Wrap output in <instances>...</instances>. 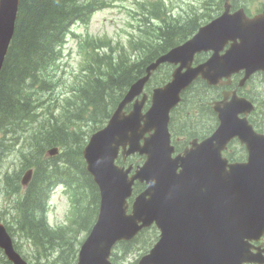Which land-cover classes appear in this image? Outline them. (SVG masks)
<instances>
[{"label": "water", "instance_id": "1", "mask_svg": "<svg viewBox=\"0 0 264 264\" xmlns=\"http://www.w3.org/2000/svg\"><path fill=\"white\" fill-rule=\"evenodd\" d=\"M229 1L225 0L224 13L200 28L192 40L150 64L147 75L131 86L108 126L95 133L84 150L87 169L101 191L100 213L92 232L94 243L108 248L111 241L132 239L154 222L161 230L158 245L141 264H243L244 237L264 233V135L257 134L246 117L240 118V114L253 110L249 102L235 94L228 101L231 93H225L224 100L214 103L221 124L212 136L202 142L192 140L183 155L173 156L174 148L170 146L169 114L182 90L199 76L216 85L223 84L221 76L239 67H247L248 74L264 67V17L248 21L242 11L229 14ZM18 4L19 0L0 2V69ZM230 40L233 44L226 55H217ZM207 50L215 52L209 63L193 67L194 55ZM166 62L180 63L172 82L154 90L146 114H142L146 95L142 101L136 100L133 110L126 114L125 106L142 93L151 72ZM151 130L154 133L140 147L139 139ZM236 136L248 148L246 164H228L222 157ZM126 142L131 143V151L149 154L147 164L131 180L113 165L118 145ZM30 177L29 173L25 184ZM136 178L152 185L128 215L125 199ZM79 264L110 263L92 256L91 262Z\"/></svg>", "mask_w": 264, "mask_h": 264}, {"label": "trees", "instance_id": "2", "mask_svg": "<svg viewBox=\"0 0 264 264\" xmlns=\"http://www.w3.org/2000/svg\"><path fill=\"white\" fill-rule=\"evenodd\" d=\"M193 1L197 3L182 9L177 15L165 0L143 4L144 29L142 35L132 42L130 50L112 46L109 42H88L86 45L92 49H86L87 77L76 90L75 97L66 99L55 115L54 108L46 106L43 97L57 85V74L52 72L59 60L56 47L73 22L87 21L99 1L21 0L12 46L0 75V120L13 117L7 113L12 98L23 102L29 96V104L23 107L22 102L18 103L23 107L20 109L23 117H16L13 121L19 118L20 127L0 125V130L5 128L13 134L22 132L28 135L29 149L21 170L5 176V187L15 197L16 215L24 218L23 212L29 210L33 216L29 221H35L31 245L37 253L43 255L55 247L70 246L71 241L65 238L73 234L74 227L89 230L97 213L99 194L82 159L86 138L107 122L129 87L144 76L150 62L190 38L222 9L223 0ZM204 58L205 54L198 55L196 59L201 61ZM171 70L169 65L161 66L150 80L148 91L167 82ZM257 81L260 83L256 86L259 87L258 97L249 90L245 93L254 98L257 105L250 121L259 131H264V75L252 81V86ZM221 90L197 81L183 94L182 103L172 116L174 139L187 142L193 137H205L214 129L217 120L208 103L220 98ZM30 108L33 114H29ZM40 115L43 119H38ZM232 146L238 144L233 142ZM30 147H33L32 151ZM53 147H59V155L45 158L47 150ZM132 162L138 164L140 158L135 157ZM28 169H33V179L23 190L20 178ZM58 184H63L70 193L76 214L71 227L52 229L47 226L41 210L47 204L50 191ZM41 237L54 240L53 246L45 245ZM139 238L122 242V251L136 245ZM69 257L66 255V260L55 263L74 264Z\"/></svg>", "mask_w": 264, "mask_h": 264}, {"label": "rangeland", "instance_id": "3", "mask_svg": "<svg viewBox=\"0 0 264 264\" xmlns=\"http://www.w3.org/2000/svg\"><path fill=\"white\" fill-rule=\"evenodd\" d=\"M136 1L137 0H117L115 6H113L112 8L99 11L98 13H96L92 18L91 24L87 28L82 25H77L74 28L76 36H82L84 34L85 35L90 34L93 37H100V38L108 36L114 39L115 41L126 43L128 34L133 31L132 24H135L132 21V17H131L132 13L130 10L134 9L135 7L134 5ZM175 1L180 3L181 0H175ZM263 1L264 0H252L251 6L253 8L254 7L256 8ZM65 50H66V56L64 57L59 67V70L66 87H62L57 91V93L60 95L59 97L64 100L70 97H75L76 90L80 87L78 85L77 87L73 88L75 86L76 81L80 77V67L84 58V49L80 48V43L74 37L70 38V42L67 43ZM71 88H73V91H70ZM28 95L30 94L28 93ZM28 99L29 96L27 100H24L23 102L22 100H19L20 101L19 102L15 98H12L11 106L8 107L7 113L8 115H12L13 117L11 119L5 117L3 121L1 119L0 125H4L7 128L8 127L12 128L15 126L20 127L19 118L23 117V114L20 112V109H22L25 105L29 104ZM21 102L23 103V107L18 105V103ZM33 113L34 112L30 108L29 114H33ZM16 117L19 118L16 119V121H13ZM41 119H43V116L41 117ZM43 135L44 134L40 136ZM38 136L39 135L37 134L36 137ZM30 150L32 151L33 147H30ZM13 161H14L13 158L10 157L0 164V213L3 212L4 210L11 209V197L8 196L3 189L2 174L6 170H9L11 168ZM50 203H51V209L49 214V220L51 224L56 225L66 222L68 219L69 202H68V196L65 193V191L63 189H58L55 192L54 196L51 198ZM23 215H24L23 218L24 221L20 223V227L16 226L15 223H13L11 216L8 215L7 213L2 214L0 218L3 221H9L10 224L12 225V231L14 233L13 237L15 241L22 247V252H24L25 254H31L28 246H25L24 244L25 243L24 237H32V235L35 234L34 233L35 221H33V223L29 222L30 220H32L30 218H33V216L29 213V210L27 212L24 211ZM24 222L30 225L29 229L23 230V227L25 226ZM82 231L83 229L80 228L78 237ZM41 239L45 245L53 246L54 244V240H49L46 237H41ZM69 243L72 245L73 241L71 240V242ZM47 253L50 256L57 254L55 252L50 253L49 251ZM133 259L134 256H131L130 261H132Z\"/></svg>", "mask_w": 264, "mask_h": 264}, {"label": "flooded vegetation", "instance_id": "4", "mask_svg": "<svg viewBox=\"0 0 264 264\" xmlns=\"http://www.w3.org/2000/svg\"><path fill=\"white\" fill-rule=\"evenodd\" d=\"M232 149H229L228 151H230ZM227 157V153L225 154ZM230 162H232L230 156H228ZM252 244L256 247V249L254 247H252L251 249L253 250L254 253H261L264 251V237H262L259 241H252Z\"/></svg>", "mask_w": 264, "mask_h": 264}, {"label": "bare ground", "instance_id": "5", "mask_svg": "<svg viewBox=\"0 0 264 264\" xmlns=\"http://www.w3.org/2000/svg\"><path fill=\"white\" fill-rule=\"evenodd\" d=\"M67 258H66V256H63L62 257V260H66ZM61 262V261H60ZM67 262H68V260H67Z\"/></svg>", "mask_w": 264, "mask_h": 264}]
</instances>
